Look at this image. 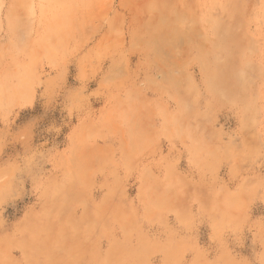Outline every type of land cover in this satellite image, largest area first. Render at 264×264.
Listing matches in <instances>:
<instances>
[{
  "label": "rangeland",
  "instance_id": "1",
  "mask_svg": "<svg viewBox=\"0 0 264 264\" xmlns=\"http://www.w3.org/2000/svg\"><path fill=\"white\" fill-rule=\"evenodd\" d=\"M0 264H264V0H0Z\"/></svg>",
  "mask_w": 264,
  "mask_h": 264
}]
</instances>
